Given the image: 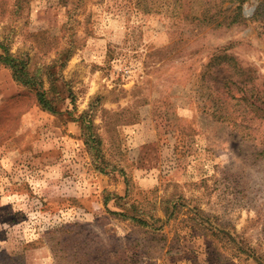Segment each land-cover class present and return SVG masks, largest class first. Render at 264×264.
<instances>
[{"label": "rangeland", "instance_id": "1", "mask_svg": "<svg viewBox=\"0 0 264 264\" xmlns=\"http://www.w3.org/2000/svg\"><path fill=\"white\" fill-rule=\"evenodd\" d=\"M205 2L0 0V41L61 96L41 109L0 62V264H264L263 143L202 78L224 49L264 96V22Z\"/></svg>", "mask_w": 264, "mask_h": 264}, {"label": "trees", "instance_id": "2", "mask_svg": "<svg viewBox=\"0 0 264 264\" xmlns=\"http://www.w3.org/2000/svg\"><path fill=\"white\" fill-rule=\"evenodd\" d=\"M243 1L229 0L227 6L218 10V14H222L221 18H216L209 14L207 20L214 21L217 26H228L247 20L248 16H245L242 11L241 3ZM203 2L208 4L207 0H203ZM232 2H238V4L232 7ZM150 7L149 4L145 3L143 9L148 11ZM227 11L229 13L225 14ZM249 18L264 22V0H259ZM70 44L69 47L63 48L58 52L61 67L71 54L70 47L73 46V43L70 42ZM0 49L2 50L0 52L1 64L11 70L15 81L34 91L36 102L41 109L53 114L60 112L61 109L58 108L55 101H59L61 96L57 92H52V88L54 87L52 72L50 70L48 72L45 71L46 77L49 76L50 81V87L46 90L43 86V74L41 70H37L38 68L29 70L27 68L28 59L10 52L8 46L3 44L2 41H0ZM202 74L207 89V98L215 106L213 108V115L223 122L231 121L234 127L246 129L248 135H252V138H258L263 143V148L260 152H264V130L259 132L260 127L264 126V96L262 95L263 91L257 90L255 87L254 80L256 79V74L254 69L238 64L232 55L224 49H220L216 50L209 57V60L204 64ZM67 91L72 102L73 94L70 88H67ZM235 112L238 114H235ZM87 113L85 111L83 116H81L86 119L85 115ZM237 116L240 122L235 119ZM244 119H247L250 123L242 125L241 123L243 122L241 121ZM84 142L87 147L91 148L89 144L91 142L90 135L84 138Z\"/></svg>", "mask_w": 264, "mask_h": 264}, {"label": "water", "instance_id": "3", "mask_svg": "<svg viewBox=\"0 0 264 264\" xmlns=\"http://www.w3.org/2000/svg\"><path fill=\"white\" fill-rule=\"evenodd\" d=\"M247 12V11H246ZM249 12H250V10H249Z\"/></svg>", "mask_w": 264, "mask_h": 264}]
</instances>
